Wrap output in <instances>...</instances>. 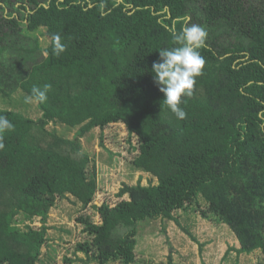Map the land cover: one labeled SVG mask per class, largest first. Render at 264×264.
Wrapping results in <instances>:
<instances>
[{
  "label": "trees",
  "instance_id": "obj_1",
  "mask_svg": "<svg viewBox=\"0 0 264 264\" xmlns=\"http://www.w3.org/2000/svg\"><path fill=\"white\" fill-rule=\"evenodd\" d=\"M184 16L207 37L203 73L182 97L187 116L179 120L152 65L159 50L178 46L173 33ZM53 35L67 45L59 57ZM5 56L0 115L15 129L0 151V264L45 262L49 212L62 198L101 218L77 217L86 234L75 247L82 264H135L139 224H180L178 210L226 224L239 244L227 254L264 258V0H0V62ZM45 84L38 118L1 105ZM112 123L127 128L137 151L132 169L151 177L125 183L118 196L127 198L116 204L96 205V161L81 137Z\"/></svg>",
  "mask_w": 264,
  "mask_h": 264
},
{
  "label": "rangeland",
  "instance_id": "obj_2",
  "mask_svg": "<svg viewBox=\"0 0 264 264\" xmlns=\"http://www.w3.org/2000/svg\"><path fill=\"white\" fill-rule=\"evenodd\" d=\"M41 42L46 46L48 37L41 38ZM9 57L5 56L0 66L2 62H7ZM22 93L15 92L10 103L9 100L1 101V105L38 118L41 111L37 102L23 103ZM48 128H53V125H49ZM57 129L60 133H66L68 137H73L75 133V130L67 129L63 125L57 126ZM128 138L127 128L122 123H112L103 131L94 128L81 137L83 149L96 161L98 191L93 202L96 205L104 202L116 204L122 198H127L126 194L118 196L125 183L136 184L140 178L143 184H147L151 177L149 173L132 169L130 162L137 151H131ZM132 140L135 144L136 137L134 136ZM110 152L114 154L112 157ZM95 211L92 206L85 210L81 209L80 204H75L69 198L57 200L47 220L48 243L42 248V256L45 259L43 264H82L77 255L81 257L83 254H76L75 247L78 241L85 239L86 234L77 217L82 214H94V220L100 222L101 218ZM175 216L180 224L164 218L139 224L135 264H169L171 256L176 264H264V258L259 252L240 254L237 258L234 250L227 254L230 247L239 244L226 224L204 219L195 211L178 210ZM39 219L33 220L35 228L41 226ZM186 229H189L191 234Z\"/></svg>",
  "mask_w": 264,
  "mask_h": 264
},
{
  "label": "clouds",
  "instance_id": "obj_3",
  "mask_svg": "<svg viewBox=\"0 0 264 264\" xmlns=\"http://www.w3.org/2000/svg\"><path fill=\"white\" fill-rule=\"evenodd\" d=\"M189 19L187 16L177 18V23L183 24L180 32L173 33V39L178 46L159 50V62L152 65L154 82L164 94L163 102L179 120H184L187 116L180 106L182 97L190 98L193 95L196 77L202 75L205 66L199 50L205 46L207 32L198 25L188 26ZM51 40L52 55L59 57L66 51L67 45L59 35H53ZM50 90V84L43 87L33 86L31 94L25 96L24 102L44 103ZM14 129L15 125L6 116L0 115V151L5 148V133Z\"/></svg>",
  "mask_w": 264,
  "mask_h": 264
}]
</instances>
